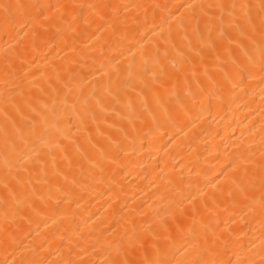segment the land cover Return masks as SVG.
<instances>
[{"label":"bare ground","instance_id":"bare-ground-1","mask_svg":"<svg viewBox=\"0 0 264 264\" xmlns=\"http://www.w3.org/2000/svg\"><path fill=\"white\" fill-rule=\"evenodd\" d=\"M260 3L0 0V264H264Z\"/></svg>","mask_w":264,"mask_h":264},{"label":"snow or ice","instance_id":"snow-or-ice-1","mask_svg":"<svg viewBox=\"0 0 264 264\" xmlns=\"http://www.w3.org/2000/svg\"><path fill=\"white\" fill-rule=\"evenodd\" d=\"M13 6L9 5V4H5L3 5V10L5 13V21H9L11 18V8ZM15 7H19V6H15ZM102 7H107V6H102ZM221 8H223V6H220ZM233 8L237 7L236 5H232ZM243 10L245 11V17H246V23H247V27L249 32L254 36L257 31L259 32V36L261 41H264V0H261L259 7V12H258V17H259V23L257 24V22L255 21V19L252 16V6L251 5H241L240 6ZM254 43V40H253ZM261 59L259 62V65L256 66L254 65L252 68H249L248 66H245L243 68L240 69L241 72H249V74H252L253 68H258V71L262 74H264V48L261 49ZM259 170H260V176H259V182H260V186L262 188V190H264V162L260 163L258 165ZM247 174V171H246ZM261 208L262 210H264V196H262L261 198ZM135 244H130V248H134ZM128 253L125 254V259L123 261H117L115 262V264H135V261H132L130 259L127 258ZM148 264H152V262H148ZM203 264H208L207 261L203 262Z\"/></svg>","mask_w":264,"mask_h":264}]
</instances>
